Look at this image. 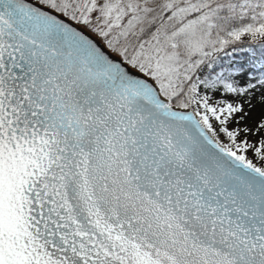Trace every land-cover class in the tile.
<instances>
[{
    "label": "snow or ice",
    "instance_id": "1",
    "mask_svg": "<svg viewBox=\"0 0 264 264\" xmlns=\"http://www.w3.org/2000/svg\"><path fill=\"white\" fill-rule=\"evenodd\" d=\"M245 38L264 0H0V264H264Z\"/></svg>",
    "mask_w": 264,
    "mask_h": 264
},
{
    "label": "rangeland",
    "instance_id": "2",
    "mask_svg": "<svg viewBox=\"0 0 264 264\" xmlns=\"http://www.w3.org/2000/svg\"><path fill=\"white\" fill-rule=\"evenodd\" d=\"M245 43L247 42V38H245ZM239 52L246 53L248 52L247 49H237L236 51H233V47L229 50H225V53H221L220 56H222L221 62L223 65L227 66L229 64H235L236 67H240L241 65L251 66L252 64H255L257 68L260 67V64H257L254 60L251 59V57H245L243 58Z\"/></svg>",
    "mask_w": 264,
    "mask_h": 264
},
{
    "label": "trees",
    "instance_id": "3",
    "mask_svg": "<svg viewBox=\"0 0 264 264\" xmlns=\"http://www.w3.org/2000/svg\"><path fill=\"white\" fill-rule=\"evenodd\" d=\"M247 44L248 43H245V44H243V45H235V46H232V47H235L236 49H247L248 50V52H246V53H241V52H239V54L243 57V58H245V57H251V59L252 60H254L257 64H260L261 65V63L262 62H264V53H261L260 52V50H259V46L258 45H254V47H256V51L255 52H253V51H251L248 47H247ZM232 47H229L228 49H226V50H229V49H231ZM221 57V59H222V56H220Z\"/></svg>",
    "mask_w": 264,
    "mask_h": 264
}]
</instances>
